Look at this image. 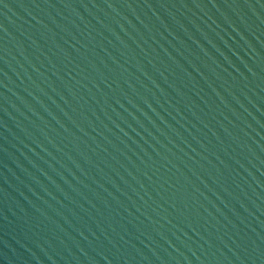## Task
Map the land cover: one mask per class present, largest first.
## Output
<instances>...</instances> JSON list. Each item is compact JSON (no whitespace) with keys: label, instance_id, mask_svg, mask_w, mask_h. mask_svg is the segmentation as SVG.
<instances>
[{"label":"water","instance_id":"water-1","mask_svg":"<svg viewBox=\"0 0 264 264\" xmlns=\"http://www.w3.org/2000/svg\"><path fill=\"white\" fill-rule=\"evenodd\" d=\"M0 264H264V0H0Z\"/></svg>","mask_w":264,"mask_h":264}]
</instances>
